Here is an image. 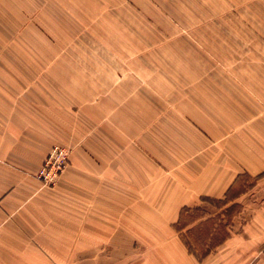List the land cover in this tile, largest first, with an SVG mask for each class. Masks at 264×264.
Wrapping results in <instances>:
<instances>
[{"label":"crops","instance_id":"crops-1","mask_svg":"<svg viewBox=\"0 0 264 264\" xmlns=\"http://www.w3.org/2000/svg\"><path fill=\"white\" fill-rule=\"evenodd\" d=\"M217 1L259 4L264 20V0ZM242 78L195 92L162 179L123 153L120 125L85 134L74 100L0 91V264H264V73ZM57 144L72 152L49 187L37 173Z\"/></svg>","mask_w":264,"mask_h":264},{"label":"rangeland","instance_id":"rangeland-1","mask_svg":"<svg viewBox=\"0 0 264 264\" xmlns=\"http://www.w3.org/2000/svg\"><path fill=\"white\" fill-rule=\"evenodd\" d=\"M257 10L217 0H5L0 91L74 100L85 134L105 124L114 139L120 125L123 153L135 146L162 179L195 92L216 80L245 89L242 76L264 73L252 65L264 35L247 33L264 26Z\"/></svg>","mask_w":264,"mask_h":264},{"label":"built area","instance_id":"built-area-1","mask_svg":"<svg viewBox=\"0 0 264 264\" xmlns=\"http://www.w3.org/2000/svg\"><path fill=\"white\" fill-rule=\"evenodd\" d=\"M70 153L71 150L67 146H54L44 159L37 178L45 186H55L60 182L61 176L69 164Z\"/></svg>","mask_w":264,"mask_h":264},{"label":"trees","instance_id":"trees-1","mask_svg":"<svg viewBox=\"0 0 264 264\" xmlns=\"http://www.w3.org/2000/svg\"><path fill=\"white\" fill-rule=\"evenodd\" d=\"M210 200V199H209ZM233 207H231L230 209H232ZM230 210H228V212H229ZM179 230H182L181 228L179 229ZM201 260V259H200Z\"/></svg>","mask_w":264,"mask_h":264}]
</instances>
